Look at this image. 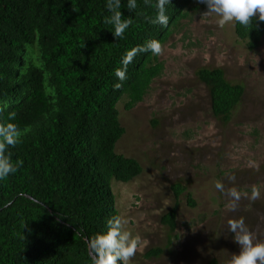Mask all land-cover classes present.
<instances>
[{
	"label": "trees",
	"instance_id": "obj_1",
	"mask_svg": "<svg viewBox=\"0 0 264 264\" xmlns=\"http://www.w3.org/2000/svg\"><path fill=\"white\" fill-rule=\"evenodd\" d=\"M194 2L171 0L169 24L162 27L151 23L155 0L151 6L138 0L135 11L122 0L132 24L116 38L103 22L106 0H0V124L16 123L24 133L9 148L23 167L0 181V264H93L87 241L120 216L112 181L127 183L143 172L137 159L116 150L125 134L118 103L125 96L124 108L131 110L141 102L164 62L140 52L125 80L115 71L127 51L150 40L165 44ZM234 31L254 52L264 22L255 18L250 29L234 22ZM195 76L207 89L212 116L230 122L244 84L229 81L220 67H200ZM171 188L175 204L160 220L172 234L187 187L176 182ZM186 197L196 205L190 193ZM163 252L155 247L144 255Z\"/></svg>",
	"mask_w": 264,
	"mask_h": 264
},
{
	"label": "rangeland",
	"instance_id": "obj_2",
	"mask_svg": "<svg viewBox=\"0 0 264 264\" xmlns=\"http://www.w3.org/2000/svg\"><path fill=\"white\" fill-rule=\"evenodd\" d=\"M195 6L196 8H194ZM158 55L162 74L131 110L118 103L125 134L118 153L137 159L143 172L130 182L112 181L116 207L125 227L140 237L129 264H229L240 246L229 230L230 219L243 218L257 241L264 242V38L248 51L234 22L218 26L215 14L195 0ZM220 67L229 81L245 86L232 119L221 124L211 114L198 68ZM234 177V179H233ZM187 191L179 198L177 229L172 234L161 215L175 204L171 185ZM224 184L222 193L215 184ZM241 193L235 211L228 191ZM253 190L259 192L252 199ZM196 201L190 206L186 195ZM161 247L159 257L147 258Z\"/></svg>",
	"mask_w": 264,
	"mask_h": 264
},
{
	"label": "clouds",
	"instance_id": "obj_3",
	"mask_svg": "<svg viewBox=\"0 0 264 264\" xmlns=\"http://www.w3.org/2000/svg\"><path fill=\"white\" fill-rule=\"evenodd\" d=\"M206 4L208 11L205 14H215L218 17L217 24L220 27L229 23H238L245 28L253 27V20L258 18L264 22V0H199ZM145 5L151 6L152 0H144ZM171 0H155L156 15L151 23L167 27L169 17L167 5ZM106 9L109 15L104 17V23L110 25V30L116 38H123L125 32L132 24V19H125L122 12V0H106ZM126 7L129 10H136L138 0H127ZM27 47V46H26ZM162 45L158 40H150L143 46H137L126 52L122 57L121 67L115 71L118 80L127 78V67L134 57L140 52H151L154 55H161ZM116 88L121 87L119 83ZM15 119V114L9 115V121ZM24 133L16 123L6 122L0 124V181H5L10 175H14L21 167L23 160L13 161L9 148L15 147ZM234 179V177H233ZM215 188L224 192V184L217 182ZM231 197L230 209L235 211L241 200V193L231 189L227 193ZM259 192L253 190L252 199H256ZM127 220L120 216H113L107 220V231L97 234L87 241L89 255L93 264H129L136 255L140 246V237L125 227ZM229 230L234 234V241L240 246L238 254H234L229 264H264V242L257 241L255 234L247 228L243 218L230 219Z\"/></svg>",
	"mask_w": 264,
	"mask_h": 264
}]
</instances>
